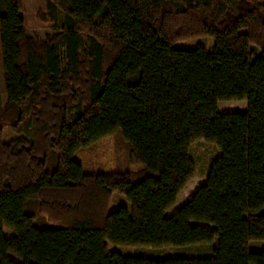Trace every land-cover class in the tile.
Returning a JSON list of instances; mask_svg holds the SVG:
<instances>
[{"label": "trees", "instance_id": "obj_1", "mask_svg": "<svg viewBox=\"0 0 264 264\" xmlns=\"http://www.w3.org/2000/svg\"><path fill=\"white\" fill-rule=\"evenodd\" d=\"M46 6L40 19L58 29L41 40L23 0H0V264H264V244L249 248L264 242V0ZM204 36L211 50L173 47ZM230 100L246 109L220 112ZM5 128L16 135L4 140ZM117 129L141 167L84 172L75 151ZM198 139L218 154L167 214L195 174ZM114 193L127 204L108 210ZM104 240L213 247L150 257Z\"/></svg>", "mask_w": 264, "mask_h": 264}, {"label": "rangeland", "instance_id": "obj_2", "mask_svg": "<svg viewBox=\"0 0 264 264\" xmlns=\"http://www.w3.org/2000/svg\"><path fill=\"white\" fill-rule=\"evenodd\" d=\"M24 2V18L28 34L36 36L43 40L46 35L54 34L57 32V27L50 21L43 22L40 19L41 14L47 12V0H23ZM41 14H40V13ZM38 13L40 15H38ZM57 25V23H56ZM214 39L209 36L196 37L192 39L180 40L173 44V47L192 49L196 47H203L206 50H211L214 46ZM0 95L4 98L3 87V68L1 64V51H0ZM3 102V100H2ZM240 103L234 100L219 101L218 110L220 112L236 111ZM16 134L4 129L3 139L9 140ZM126 146L119 129L110 134L100 137L98 140L90 143L89 145L79 148L73 154V158L78 161L84 172H104L111 171L116 168H123L118 170H135L141 167L140 164L127 163L126 160ZM218 154L216 145L212 142L198 139L192 142L189 146V156L194 168V176L185 184L184 188L180 191L177 201L174 206L167 211L171 213L175 208L179 207L185 202L188 197L200 186L205 179L207 169L212 159ZM128 165V166H126ZM126 166V167H125ZM122 203L127 201L122 194L114 193L111 196L108 210H114ZM264 214V207L260 210ZM10 231L5 229V234ZM107 252H116L121 255H141V256H208L211 254L210 248L213 244L204 246H163V247H150L144 245H123L115 244L108 240H104ZM264 244L263 241H250L249 248L251 250H259Z\"/></svg>", "mask_w": 264, "mask_h": 264}, {"label": "crops", "instance_id": "obj_3", "mask_svg": "<svg viewBox=\"0 0 264 264\" xmlns=\"http://www.w3.org/2000/svg\"><path fill=\"white\" fill-rule=\"evenodd\" d=\"M234 101H237V102H239L240 103V106H239V108L236 110V111H244L245 109H246V106H247V104H246V101L245 100H234ZM177 201V200H176ZM176 209V208H175ZM174 209V210H175ZM167 213V212H166Z\"/></svg>", "mask_w": 264, "mask_h": 264}]
</instances>
